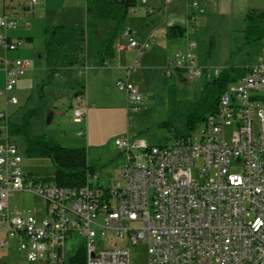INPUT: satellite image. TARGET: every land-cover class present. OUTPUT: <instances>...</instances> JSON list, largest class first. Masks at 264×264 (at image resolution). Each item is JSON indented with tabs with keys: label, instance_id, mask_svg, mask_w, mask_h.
Segmentation results:
<instances>
[{
	"label": "built area",
	"instance_id": "built-area-1",
	"mask_svg": "<svg viewBox=\"0 0 264 264\" xmlns=\"http://www.w3.org/2000/svg\"><path fill=\"white\" fill-rule=\"evenodd\" d=\"M201 1L209 0L191 6L186 51L177 52L166 70L169 77L182 74L187 83L205 73L196 66L197 43L189 37ZM36 2L29 1L30 12ZM9 10L7 1L0 0V97L6 103L0 112V251L14 241L32 264H66L67 245L73 242L76 252L69 260L84 248L86 264H132L131 249L144 244L147 264H264V56L228 86L218 112L189 136L163 146L136 136L117 139L124 164L108 188L94 186L92 180L99 176L91 172L85 186L61 188L23 172L24 156L10 134L7 107L18 104L11 93L31 61L8 57L24 42L6 35L18 28ZM137 11L133 6L128 15ZM122 36L129 44L116 46L117 51L143 54L154 42L138 43L128 28ZM221 71L215 70L213 77ZM116 86L126 94L128 111L136 112L142 92L128 80ZM73 104V123L86 125L78 136L88 138L86 90ZM235 168L240 172L233 173ZM15 193L43 198L45 218L11 207Z\"/></svg>",
	"mask_w": 264,
	"mask_h": 264
},
{
	"label": "rangeland",
	"instance_id": "rangeland-1",
	"mask_svg": "<svg viewBox=\"0 0 264 264\" xmlns=\"http://www.w3.org/2000/svg\"><path fill=\"white\" fill-rule=\"evenodd\" d=\"M256 2L264 4V0H256ZM138 3L142 4L138 1L137 8ZM200 4L202 5V2ZM71 5L68 8L72 12L70 15H58V18L56 15L53 22L48 18L49 22L60 26L83 25L85 0H72ZM242 6L240 0H225L220 12L217 13L216 8L208 9L206 21L199 20L192 38L197 43L196 66L204 68L205 73L201 79L192 83H187L182 74L175 73L172 77L166 74L167 68L174 60L176 48L175 46L163 47L155 42L152 43L151 49L142 55L138 56V53L130 55L129 67H132L138 58L130 78L127 77V73L124 78L119 76L120 72L116 64L119 60L117 50L115 58L108 62V67H98L93 58L94 54H91L85 67L64 68L56 76L51 75L49 70L51 62L49 61L48 64L44 50L45 36L42 28L37 26L33 33L34 55L29 57L34 73L28 86H25L22 91L23 88L19 85L15 94L20 100V105L7 108V112L14 117H20L25 111L38 109L39 113L33 119L32 132L47 135L48 138L64 147H85L89 162L95 174L99 176V180L93 179L92 184L108 188L116 180L124 164L123 155L115 144L117 139L136 136L155 146L169 144L174 132L161 124L172 119L175 122V129L179 132L183 130L182 124L177 119L200 98L207 75L209 79H212L215 70L248 68L261 61L264 56V40L247 43L243 33L244 17L250 12L243 16ZM57 12L62 14L64 11L59 9ZM38 15L42 16L39 12ZM145 20L146 25L150 24L149 18ZM136 23L144 25L134 16H127L125 25L136 26ZM117 41V43H124L121 37ZM138 43L144 42L138 41ZM23 48H26V45ZM39 57L42 59L40 60ZM120 78L121 80L129 79L143 94L142 104L136 112L128 111L126 94L116 86ZM81 85H84L87 90L88 138L78 136L80 131L86 130V125L75 124L72 120L75 107L72 104V96ZM0 109H3V103ZM202 126L203 123L199 125L200 128ZM15 143L24 156L22 169L25 174L38 178L52 175L54 168L49 158L26 157L24 136L15 137ZM232 172L240 171L235 168ZM10 205L30 210L39 220L45 218V201L37 195L15 193L10 198ZM67 251L69 257L75 254L73 242L68 243ZM68 256L66 264H71ZM130 257L132 264H147L146 246L140 244L132 248ZM0 264L32 263L28 262L19 251L18 244L11 241L9 248L0 251Z\"/></svg>",
	"mask_w": 264,
	"mask_h": 264
},
{
	"label": "trees",
	"instance_id": "trees-1",
	"mask_svg": "<svg viewBox=\"0 0 264 264\" xmlns=\"http://www.w3.org/2000/svg\"><path fill=\"white\" fill-rule=\"evenodd\" d=\"M136 0H86V22L79 26H56L45 34L47 62H51V75L56 76L64 68L85 67L91 54L96 65L105 67L116 55V42L125 29L128 10L136 6ZM244 36L248 44L264 40V12L252 11L245 17ZM184 29L169 28L167 38L184 36ZM247 68H225L220 75L206 81L201 96L192 103L177 119L183 126L179 132L171 119L161 125L173 133V139L189 136L208 116L219 110L221 97L231 83L237 82L246 74ZM85 90L81 85L74 99ZM73 99V100H74ZM39 110L27 111L21 123H10V134L24 136L26 157L49 158L54 171L43 178L61 188H81L87 183V173L95 174L88 160L85 147H64L48 138L47 135L32 132L33 119ZM172 139V140H173ZM167 145V144H165ZM71 264H86L84 248L70 259Z\"/></svg>",
	"mask_w": 264,
	"mask_h": 264
},
{
	"label": "crops",
	"instance_id": "crops-1",
	"mask_svg": "<svg viewBox=\"0 0 264 264\" xmlns=\"http://www.w3.org/2000/svg\"><path fill=\"white\" fill-rule=\"evenodd\" d=\"M6 1H7L8 6L10 7L9 15L18 21V28L16 30L7 32L6 35L13 41L18 40V39L24 40L23 44L20 46L18 51L10 52L8 54V57L11 59L22 58V59L30 60L29 57L33 56L34 51H35L33 33L36 27L40 26L45 36L46 31L48 29L54 28L56 26H60V25H52V23L49 22L48 18H50L51 22H53L56 15H57L56 18H58V15H63V14L70 15L72 13L70 12V9H68L70 6H72L71 5L72 0H37L36 4L33 7L32 12H30V10L28 9V4L30 0H26L25 2H23V0H6ZM195 1H200V0H175L173 3L169 5L167 4L166 0H148L147 3H143V2H141L142 4L138 3L137 13L133 15L130 14L129 16H134L135 19H137L141 23H144V25H139L136 23V26H133V25L129 26V24H126L125 29L128 28L135 32L136 41L138 40L139 42L145 43L148 41L149 38H153L155 44L158 43L163 47H166V46L174 47L175 46L176 53L184 52L186 51L187 41H188V34H187L188 17L192 13L191 6H192V3ZM224 1L225 0L201 1L202 5L201 4H200L201 6L199 5V10L194 11L197 15V20H198L197 25H198L199 20L206 21L207 19L206 13L208 9L216 8V12L217 13L220 12L219 10L222 9V4L224 3ZM240 3L243 4L242 6L243 14H244L243 16H245L247 12H251L255 10L264 12V4H261V3L258 4L256 0L255 1L254 0H240ZM59 9L63 10L64 12L62 14H59V12H57V10ZM148 9H151L152 13H148ZM38 12L42 14V16L38 15ZM37 16H40V17L36 18ZM146 18L150 19V24L148 25H146V20H145ZM244 20H245V17H244ZM26 21L29 22V27L25 26ZM85 22H86V0H85ZM174 27L184 29L185 30L184 36L168 39L167 30L169 28H174ZM196 27H195L194 32H191L189 34V37L191 38V40H193L192 36L196 32ZM2 33L3 32L0 31V34ZM119 37H121L124 43H117L118 42L117 41L116 46L118 45H121V46L123 45L125 47L128 46L129 42L126 38L122 36V33L120 34ZM44 44H45V40H44ZM24 45H26V48H23ZM44 50H45V46H44ZM117 52H119V60H118V63H116L118 64V71L120 72L119 76L124 78L125 73H127V77L130 78L132 72L135 70V66L138 62V58L134 61L132 67H129L131 64L129 57L131 54H135V53H138V56L142 54H139V52L135 49H126V50L117 51ZM1 56H2V53H0V57ZM126 57L128 58L126 59ZM39 59L41 60L42 57H39ZM31 67H32V64L30 66L29 71L26 73V75L23 78L20 79L15 90L13 91V93H11L12 97H15L18 99V96L15 94L18 91L19 85L22 86L23 88L21 89L22 91L24 90L25 86H28L29 81L32 77V74L34 73V70ZM132 68H133V71L129 75L128 70ZM206 77H207V80H209V76L207 75ZM0 78H1L0 89H2L4 86V75L1 69H0ZM121 79L122 78H120L119 80ZM136 87L138 88V86ZM75 93L76 92L74 91L73 96H72V101L74 99ZM86 96H87V92H86ZM1 103H3V109H0V112L6 109V103L3 97H0V105ZM19 105H20V100L18 99L17 106ZM9 107H16V106L9 105L7 108ZM25 112H23L20 117H17V116L14 117L10 113L9 115L11 116V120L14 123H21ZM88 113H89V108H88ZM13 139L15 141L14 136H13ZM2 258H5V257H2Z\"/></svg>",
	"mask_w": 264,
	"mask_h": 264
}]
</instances>
